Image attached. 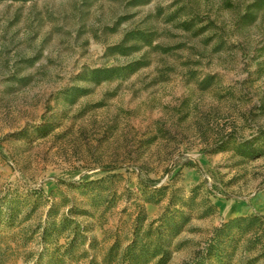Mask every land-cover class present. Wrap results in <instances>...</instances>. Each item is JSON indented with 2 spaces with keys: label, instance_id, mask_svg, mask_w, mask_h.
I'll use <instances>...</instances> for the list:
<instances>
[{
  "label": "rangeland",
  "instance_id": "374dc122",
  "mask_svg": "<svg viewBox=\"0 0 264 264\" xmlns=\"http://www.w3.org/2000/svg\"><path fill=\"white\" fill-rule=\"evenodd\" d=\"M252 1H0V198L41 190L47 206L91 210L100 260L132 238L138 206L141 234L171 237L168 264L192 263L229 219L264 223V12L241 20ZM246 141L255 155L237 152ZM228 246L225 264H264V233Z\"/></svg>",
  "mask_w": 264,
  "mask_h": 264
},
{
  "label": "trees",
  "instance_id": "16d2710c",
  "mask_svg": "<svg viewBox=\"0 0 264 264\" xmlns=\"http://www.w3.org/2000/svg\"><path fill=\"white\" fill-rule=\"evenodd\" d=\"M261 12H264V0H253L246 6L241 20L252 23L256 20V14ZM193 25L192 19L181 23L186 31ZM130 35L133 39L149 43L143 33L130 32ZM138 65L133 63L123 68H95L86 74V79L100 84L122 71L132 73L140 67ZM260 134L264 135V132ZM236 149L240 155L253 156L260 148L246 141ZM164 189L161 187L158 190ZM93 197L97 199V196ZM93 197L90 201H93ZM46 198L41 190L25 197L5 195L0 198V264H168L170 261V236L157 234V238L151 240L150 230L141 234L147 220L142 206H138L133 220L132 238L123 243L115 240L100 260L99 247L104 241H98L94 235L90 220L94 217L93 212L73 205L67 210H64L65 204L47 206ZM263 233L264 223L258 216L229 219L213 230L206 248L190 264H225L231 257L228 244L241 237ZM231 247L234 249V244Z\"/></svg>",
  "mask_w": 264,
  "mask_h": 264
}]
</instances>
